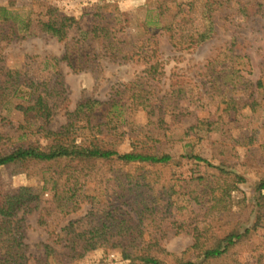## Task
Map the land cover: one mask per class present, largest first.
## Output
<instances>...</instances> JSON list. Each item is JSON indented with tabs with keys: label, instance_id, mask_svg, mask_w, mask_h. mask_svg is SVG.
Segmentation results:
<instances>
[{
	"label": "rangeland",
	"instance_id": "rangeland-1",
	"mask_svg": "<svg viewBox=\"0 0 264 264\" xmlns=\"http://www.w3.org/2000/svg\"><path fill=\"white\" fill-rule=\"evenodd\" d=\"M156 1L15 2L14 13L20 19L27 15H42L48 6H54L61 13L74 17L82 31L92 28L98 13L106 15L111 27L117 31L120 45L132 56L127 61L114 60L102 43L87 40L77 45L82 50L78 54L83 57L77 59L75 55L71 64L77 67L73 70L61 59L65 41L57 42L42 33L27 39L0 41V71L21 70L26 77L47 81L50 85L58 79L63 85L66 101L54 110L50 124L52 130L65 123V112L73 111L77 103L96 100L103 104L104 115L118 123L117 138L113 139L119 143L117 151H129L139 143L143 152L173 157L167 166L145 168V181L153 183L151 189L139 186L127 193L122 190L128 187L127 176L134 178L135 168L120 163L98 164L95 176L73 181L72 192L88 198H84L72 213L64 214L50 205L53 192L49 187L41 191L38 208L25 214L22 222L28 264H44L41 262L44 255L42 245L52 244L57 236L64 237L66 231L63 228L70 224L75 231H81L89 224H102L111 218L117 221L130 218L134 222L137 213L143 222V238L157 240L168 254L185 261L202 260L191 249L194 229L204 243H210L214 237L227 236L231 231L243 233L249 229L248 238L232 248L226 259L214 263L264 264V218L261 217L264 204L257 205L260 197L255 190L257 182L264 179V0H239L249 12L246 17L237 12L236 0H217L223 4L214 13L212 37L182 53L172 50L162 31L164 21L156 19ZM184 1L177 0L176 4ZM5 4L6 0H0V5ZM165 17L168 15H164V20ZM149 36H155L157 41L155 61L159 63V74L156 73L155 78H146L142 74L145 61H137L138 56L132 54L137 51V42ZM79 39L77 30L72 29L67 41L75 43ZM226 49L248 58L249 68L237 66L238 63L246 64V59L241 58L235 62V70L245 67L240 75L259 94L260 105L255 111L241 104L228 111L225 104H219L215 92L209 89L211 79L203 78L206 68H211L209 63ZM222 58L215 64L217 69ZM141 91L151 95L152 99H164L161 109L149 114L148 109L131 108L126 103L128 98ZM248 94L233 91L230 96L244 101ZM7 107L3 115L14 123L20 122L25 104L15 100ZM160 116L163 117L162 124L158 123ZM203 119L215 122L211 131L205 126L189 131L192 125ZM9 127L0 126V132L7 134ZM40 142L45 145L44 141ZM189 156H198L207 163ZM211 166L240 176L243 183L234 190H226L217 179V170ZM39 169L30 168L27 175L12 167L1 168L0 197L19 187L42 186ZM223 178L230 183L232 175ZM118 194H124V198H119ZM261 194L264 195V191ZM115 207L118 210H114ZM163 258L173 264L171 257ZM47 264L55 263L48 261ZM70 264L128 263L121 261L119 250L99 248Z\"/></svg>",
	"mask_w": 264,
	"mask_h": 264
},
{
	"label": "trees",
	"instance_id": "trees-1",
	"mask_svg": "<svg viewBox=\"0 0 264 264\" xmlns=\"http://www.w3.org/2000/svg\"><path fill=\"white\" fill-rule=\"evenodd\" d=\"M176 1L157 0L156 19L164 21L162 31L172 50L182 53L212 37L215 31L214 13L223 3L217 0H185L176 4ZM15 2L16 0H6L5 5H0V41L27 39L36 33H42L57 42L65 41V52L61 59L73 70L77 67L71 64L72 59H76L75 55L77 59L83 57L78 54L82 50L77 45L87 40L102 43L106 51L111 52L114 60L132 59L129 52L124 51L120 45L117 31L111 27L106 15L98 13L92 28L82 31L74 17L61 13L54 6H48L42 15L38 14L35 17L27 15L20 19L14 13L17 8ZM170 2L174 5L170 6ZM236 3L237 12L243 17L248 16L246 6L239 0H236ZM165 14L168 18L165 17L164 20ZM72 29L77 30L80 41L75 43L67 41ZM137 43L135 49L137 51L132 54L138 56L137 61H145L146 66L142 74H145L146 78H155L153 76L159 74V63L155 61L158 52L155 36L143 38ZM76 48H78L77 52L74 53L73 49ZM221 56L223 58L219 63L220 68L217 69L215 64ZM241 58L246 59V64L238 63L237 66L249 68L246 56L234 54L231 49H226L223 54H219L209 63L211 68H206L203 78L211 79L209 89L215 92L219 104H225L228 111L235 110L240 104L255 111L260 105L257 97L259 94L254 86L240 75V71L244 72L245 67L242 70H235V62ZM233 91L249 94L247 99L242 101L238 97L237 99L235 96H230ZM64 93L63 85L58 79L50 85L47 81L26 77L21 70H8L5 73L2 69L0 71V126H10L7 134L0 132V169L12 167L28 175L30 168H40L39 182H42V186L19 187L0 197V264H28L23 242V217L38 208L41 191L46 190L47 187L53 192L50 205L68 214L75 212L83 199L88 198L72 192L73 181L80 177L95 176L97 173L95 167L98 164L120 163L122 166L134 167L136 173L141 171L139 175L134 173L132 175L134 178L127 176L128 187L122 190V193H127L132 192V188L138 189L139 186H147L151 189L153 183L145 181L147 171L145 168L167 166L173 161V157L169 154L143 152L139 148V143L134 144L133 149L129 151H117L116 145L119 143L113 139L117 138L115 132L118 123H113L104 115L105 111L101 110L103 104L96 100L87 99L77 103L73 111L65 112V123L58 129L52 130L50 124L54 110L66 101ZM143 93L141 91L131 95L126 103L131 108L148 109L149 114L161 109L164 99H152L151 95ZM15 100L25 104L22 119L17 123L9 120L7 115H3V111ZM113 107L116 105L114 104ZM158 123H163L162 116L159 117ZM214 124L215 122L211 120H198L189 131L192 132L200 126H205L211 131ZM40 141H44L45 145ZM189 158L207 163L198 156H189ZM213 168L217 170V179L226 186V190H234L238 184L243 183L240 176L224 172L217 167ZM229 175H232L230 183L223 178ZM219 183L217 185L222 187ZM221 189L220 192L223 191V188ZM255 190L260 199L264 200V195L261 194L264 191V179L257 182ZM118 197L124 198V194H118ZM93 199L92 197L91 200ZM260 199L258 198V206L264 204ZM114 210H118V207ZM261 217L264 218V215ZM136 218L137 221L134 222H131L130 218L120 221L111 218L109 222L102 224L96 222L89 224V227L81 231H75L70 224L63 228V231H66L64 237L57 236L52 244L42 245L44 255L41 262L70 264L83 258L87 253L102 248L119 250L121 261L128 264H168L163 256L171 257L173 264L209 262L215 264L214 262L226 259L230 250L250 235L249 229L243 233L231 231L227 236L214 237L210 243H204L201 242L198 231L194 229L191 249L194 250L196 257L202 260L201 262L185 261L168 254L157 240H145L140 213H137ZM39 221L42 223L41 219ZM258 221L259 218L257 223Z\"/></svg>",
	"mask_w": 264,
	"mask_h": 264
}]
</instances>
